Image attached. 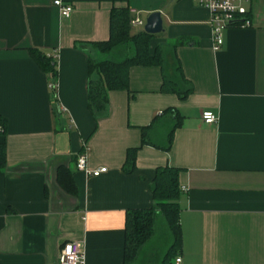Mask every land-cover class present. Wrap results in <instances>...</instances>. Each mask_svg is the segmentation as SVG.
Instances as JSON below:
<instances>
[{
    "label": "crops",
    "instance_id": "crops-1",
    "mask_svg": "<svg viewBox=\"0 0 264 264\" xmlns=\"http://www.w3.org/2000/svg\"><path fill=\"white\" fill-rule=\"evenodd\" d=\"M65 1L68 18L50 0H0V264H59L71 240L82 243L84 264H122L126 211L152 205L149 185L165 165L180 169L182 264H264V0H252L250 26L224 30L218 50L209 11L194 0ZM114 6L142 21L131 32L161 13L150 50L176 41L193 90L183 99L163 92L159 67L134 65L129 91H110L95 121L87 62L123 58L120 48L103 54L93 45L108 39ZM30 48L56 61L55 92ZM168 107L182 116L170 149L141 145L140 128ZM205 110L215 123L203 122ZM83 147L88 168L105 172L76 168ZM133 147L136 169L126 173ZM60 166L76 193L58 181Z\"/></svg>",
    "mask_w": 264,
    "mask_h": 264
},
{
    "label": "trees",
    "instance_id": "trees-1",
    "mask_svg": "<svg viewBox=\"0 0 264 264\" xmlns=\"http://www.w3.org/2000/svg\"><path fill=\"white\" fill-rule=\"evenodd\" d=\"M131 13L127 7H112L110 11L109 37L105 41L93 42L103 54L115 48L131 45V54L120 60L88 58V81L86 86L87 108L96 121L106 113L108 93L112 90L129 91V69L134 65L157 66L161 70V91L175 93L183 99L193 90L192 83L186 79L176 56L177 42L158 44L150 50V40L159 34H150L143 29L131 32ZM239 25V23H232ZM29 54L38 66L50 74V80L56 82V61L37 49L30 48ZM96 73L97 77L92 78ZM55 92V88L51 89ZM53 93V92H52ZM55 94V93H54ZM181 114L174 107H168L156 113L150 124L142 126L141 145L168 151L172 144L175 129L181 124ZM138 147L129 148L123 171L132 173L136 169ZM76 160V158H75ZM6 163L4 142L0 143V168ZM180 169L172 166H159L149 185L153 203L146 208H131L126 211L122 264H173L181 244L178 197ZM58 181L67 191L76 193L70 172L58 167ZM158 221L164 223L169 234V245L162 253L144 252L153 238Z\"/></svg>",
    "mask_w": 264,
    "mask_h": 264
},
{
    "label": "built area",
    "instance_id": "built-area-1",
    "mask_svg": "<svg viewBox=\"0 0 264 264\" xmlns=\"http://www.w3.org/2000/svg\"><path fill=\"white\" fill-rule=\"evenodd\" d=\"M198 6L209 11L208 24L211 30L212 48L218 50L223 44V32L232 23H239V26L247 27L251 25L249 17L252 0H194ZM52 5L58 8L62 17L68 18L73 10L71 3L65 0H50ZM142 21L139 18L131 20L132 25H139ZM55 57V56H54ZM49 88H56V82L50 81ZM201 119L205 124L216 122V115L205 110L201 113ZM75 166L79 171L88 176H97L106 171V167L89 169L87 164V152L83 151L76 156ZM59 264H84V252L82 243L76 240L65 242L59 251ZM173 264H182V259L177 255Z\"/></svg>",
    "mask_w": 264,
    "mask_h": 264
},
{
    "label": "rangeland",
    "instance_id": "rangeland-1",
    "mask_svg": "<svg viewBox=\"0 0 264 264\" xmlns=\"http://www.w3.org/2000/svg\"><path fill=\"white\" fill-rule=\"evenodd\" d=\"M137 28H141V27H137ZM131 50H132L131 45L120 47V51L119 53H117L119 56H115V58L120 59L124 56H127L132 53ZM169 241H170V237L165 228L164 223L158 221L156 224L155 234L151 239V241L149 242V244L145 247L144 252L148 255L150 253H157V254L162 253L164 249L169 245Z\"/></svg>",
    "mask_w": 264,
    "mask_h": 264
},
{
    "label": "water",
    "instance_id": "water-1",
    "mask_svg": "<svg viewBox=\"0 0 264 264\" xmlns=\"http://www.w3.org/2000/svg\"><path fill=\"white\" fill-rule=\"evenodd\" d=\"M143 30L150 34H157L163 30L160 12H152L148 15L143 25Z\"/></svg>",
    "mask_w": 264,
    "mask_h": 264
}]
</instances>
